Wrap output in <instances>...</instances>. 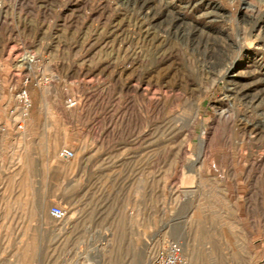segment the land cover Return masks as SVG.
<instances>
[{"label": "rangeland", "instance_id": "rangeland-1", "mask_svg": "<svg viewBox=\"0 0 264 264\" xmlns=\"http://www.w3.org/2000/svg\"><path fill=\"white\" fill-rule=\"evenodd\" d=\"M33 2L0 0V62L52 76L0 117V264H264V0Z\"/></svg>", "mask_w": 264, "mask_h": 264}, {"label": "built area", "instance_id": "built-area-1", "mask_svg": "<svg viewBox=\"0 0 264 264\" xmlns=\"http://www.w3.org/2000/svg\"><path fill=\"white\" fill-rule=\"evenodd\" d=\"M35 62V52L30 48L20 50L16 56V67L12 76L14 80L8 88L12 92L14 100V106L9 110L10 122H12L13 129L17 132L23 130L31 106L29 86H47L52 81L51 75L41 72L32 77ZM67 104L72 105L73 101L68 98ZM59 156L64 159H72L74 151L64 147L60 149ZM49 214L54 219L60 220L64 218L65 210L61 206L53 205L49 209ZM149 264H186L182 243L178 240H168Z\"/></svg>", "mask_w": 264, "mask_h": 264}, {"label": "crops", "instance_id": "crops-1", "mask_svg": "<svg viewBox=\"0 0 264 264\" xmlns=\"http://www.w3.org/2000/svg\"><path fill=\"white\" fill-rule=\"evenodd\" d=\"M20 1V5L22 8L27 9V8H33V0H16V2ZM29 17V19H28ZM9 18L7 17L6 20H8ZM32 23V18L31 16H25L24 18H22L21 23L25 24L28 22ZM17 22V21H16ZM33 24V23H32ZM19 35V34H18ZM18 37H21L20 35ZM13 52H9L7 54V56L5 57V60H14L15 56L14 54H12ZM11 67L12 66H8L7 64H3L0 62V117L5 116V114H8L9 110L14 106V100H13V96H12V92L9 90V85L10 83L14 80V78L12 76H10V72H11ZM17 81V79H16ZM30 88V87H29ZM37 101H42L43 104H49V99L46 97H42V98H38ZM34 105H36V103L32 102L31 106L29 108V115H28V119L26 120L27 122H31V120H33V114H34ZM47 128H50V132L51 129L54 128V123L52 120L48 119L47 120ZM45 126V127H46ZM13 129V128H12ZM12 131H15L14 129Z\"/></svg>", "mask_w": 264, "mask_h": 264}, {"label": "bare ground", "instance_id": "bare-ground-1", "mask_svg": "<svg viewBox=\"0 0 264 264\" xmlns=\"http://www.w3.org/2000/svg\"><path fill=\"white\" fill-rule=\"evenodd\" d=\"M253 14V13H252ZM263 30V29H262ZM231 63V62H230ZM226 70V69H225ZM248 89V88H247ZM247 92V91H246Z\"/></svg>", "mask_w": 264, "mask_h": 264}]
</instances>
